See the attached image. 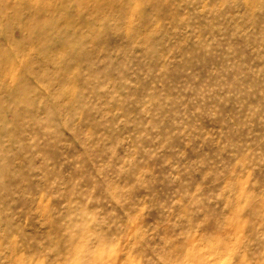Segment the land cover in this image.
<instances>
[{
	"label": "rangeland",
	"instance_id": "obj_1",
	"mask_svg": "<svg viewBox=\"0 0 264 264\" xmlns=\"http://www.w3.org/2000/svg\"><path fill=\"white\" fill-rule=\"evenodd\" d=\"M0 264H264V0H0Z\"/></svg>",
	"mask_w": 264,
	"mask_h": 264
}]
</instances>
